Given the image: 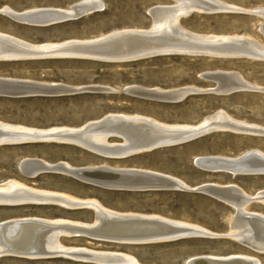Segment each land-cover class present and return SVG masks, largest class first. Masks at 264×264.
<instances>
[{
	"label": "rangeland",
	"instance_id": "374dc122",
	"mask_svg": "<svg viewBox=\"0 0 264 264\" xmlns=\"http://www.w3.org/2000/svg\"><path fill=\"white\" fill-rule=\"evenodd\" d=\"M83 1L85 0H0V9L9 7L17 13L35 9L68 10ZM93 1L104 2V9L96 10L80 19L47 27L22 24L0 13V33L33 45L58 44L73 39L95 40L114 31L150 29L154 24L149 13L151 9L177 5L173 0ZM220 1L246 10L264 8V0ZM181 25L184 29L200 35L247 36L264 45L262 33L264 20L248 13L194 12L182 19ZM222 72L241 75L248 84L264 87V61L249 58L225 59L176 53L123 63L72 59L64 56L1 60L2 79L66 84L77 88L102 86L114 89L117 93L0 97V122L39 130L58 127L80 128L107 115L124 114L139 115L172 126H196L206 117L223 111L235 120L264 126V93L236 90L232 94L224 95L222 93L232 91L221 90L217 83L221 78L218 75L223 74ZM128 87L163 91L189 88L193 92L183 100L170 103L127 94L124 89ZM109 142L122 144L123 139L111 137ZM254 150L264 153L263 136L229 131L215 132L189 143L157 148L123 159L107 158L80 146L55 142L6 144L0 146V186L15 180L41 191L64 194L82 200H98L105 208L115 212L159 216L225 235L230 230V219L235 216L236 211L228 204L208 195L183 190H111L62 173L44 172L35 178H27L22 174L20 166L23 161L31 159L50 165L67 163L74 168L107 165L117 169L147 170L183 181L191 188L205 184L236 185L249 196H254L259 191H264V175L235 177L225 172L205 171L197 165L199 158L216 156L239 158ZM246 210L264 214V205L251 204ZM19 218L65 219L91 224L94 222L95 214L90 209L69 210L54 205H0V223ZM60 242L68 248H88L126 254L140 264H187L192 258L205 255L228 257L242 254L255 257L264 264V254L253 252L229 238L193 236L173 242L127 245L64 236ZM0 264L92 263L57 256L45 259L0 257Z\"/></svg>",
	"mask_w": 264,
	"mask_h": 264
},
{
	"label": "bare ground",
	"instance_id": "6f19581e",
	"mask_svg": "<svg viewBox=\"0 0 264 264\" xmlns=\"http://www.w3.org/2000/svg\"><path fill=\"white\" fill-rule=\"evenodd\" d=\"M173 1L177 3V5L171 7L158 6L149 11L154 22L150 29L119 30L101 36L95 40L76 41L73 39L72 41L58 44L33 45L20 39L13 38L10 35L8 36L0 33V61L62 56L75 59V57L79 55L85 57H99L107 60H103V62L116 59L125 60L126 58L129 59L128 61H132L130 59H135L139 56L145 58L153 55H169L176 53L198 56L206 55L225 59L249 58L251 60L264 61V45L252 37L200 35L184 29L181 25L182 19L189 17L194 12L248 13L261 17L264 20V8L246 10L228 5L220 0ZM101 9H104V2L85 0L73 5V7H70L67 11L60 10V14L64 15L61 21L64 19L75 20L79 15L88 12L92 13ZM56 11L59 10L56 9ZM0 13L18 20L23 19L25 22L30 21V18H27V16H29L28 14L21 15V13L19 15L9 7L0 9ZM37 14L42 16H39V19L37 18L38 22L36 23L45 22L46 18L43 17V14L46 13L40 11ZM262 33L264 34V27L262 28ZM14 56L19 58H14ZM87 59L96 61V59L93 58ZM117 63L123 62L120 61ZM218 76L221 77L217 80V83L221 86V90H247L264 93V87L261 88L248 84L241 75L223 73ZM2 80H7L10 83L25 82L33 86L37 93H55V96L71 94L77 91L82 92L86 89L89 90L93 88L95 90L102 89L106 93H109L108 91H114V89L102 86L77 88L67 86L66 84L39 83L12 79ZM191 92H193V90H189V88L163 91L161 89L128 87L129 94L170 103L183 100ZM12 125L0 122V141H2V143L14 144L34 142L36 139L40 138L39 136L44 134H52L53 136L65 135L66 137H72L73 141H76L78 146L89 150V152L91 151L96 155L98 154L103 157L116 159H123L127 158V156L130 157L144 152H151L157 148L171 146L177 141L186 139L188 137L187 135L200 130L202 131L204 128L233 130L235 131L234 133L238 134L264 137V126L251 125L235 120L223 111L206 117L201 124L196 126H172L160 123L151 118L124 114L107 115L99 120L88 122L80 128L58 127L39 130L19 127L20 125ZM111 137H120L123 139V143H110L109 140ZM61 140L67 139L53 137L51 141L48 142L56 141L60 143ZM229 163L236 164L232 168L226 167ZM197 165L205 171L225 172L235 176L238 171L248 173L247 171L255 168H264V153L254 150L239 158H225L223 156L199 158L197 160ZM212 169L214 170L212 171ZM223 169H230L233 173ZM20 170L27 178H35L41 173L49 172L70 175L82 181L93 182L97 180L100 183L104 181L109 182L110 179H113L111 174L121 176L122 178L120 179L123 180L122 182L130 185H148L152 183L156 184L158 181H165L163 179L152 178V175L158 174L148 172L147 170L117 169L107 165L100 167L74 168L67 163L50 165L43 161L31 159L23 161ZM175 180L179 182L180 187L188 189L189 191L205 186L210 193L207 195L234 208L236 212L235 216L230 219L229 232L225 235L215 234L194 224L177 222L159 216L119 213L105 208L98 200H82L64 194L41 191L27 187L18 181L11 180L0 186V205H54L69 210L90 209L94 212L95 219L91 224L68 221L65 219L47 220L40 218H19L18 220L2 222L0 223V230L11 223L19 224V229H15L10 233V236L6 235L4 237V243L0 242V255L10 252L16 255L15 257L23 259H45L60 256L62 258L92 264H140L135 258L126 254L112 253V251H97L88 248H68L64 247L60 240L64 236L68 238L85 237L98 242L141 245L146 242L159 241L160 238H157L158 234H156V231H158L157 229L161 226L166 228V235H169L168 237H171L174 231H184L187 235L190 234V236L205 238H226L221 236L228 235V237H230L229 239L240 245L246 248L247 246L253 247L263 252L256 253L264 254V214L252 213L246 210L247 206L251 204L264 205V191H259L256 195L249 196L236 185L221 186L216 184H205L197 188H191L183 183V181L181 182L178 179ZM143 234L147 235L144 236ZM187 264H261V262L255 257L242 254L228 257L205 255L194 259L192 258Z\"/></svg>",
	"mask_w": 264,
	"mask_h": 264
},
{
	"label": "water",
	"instance_id": "95a60500",
	"mask_svg": "<svg viewBox=\"0 0 264 264\" xmlns=\"http://www.w3.org/2000/svg\"><path fill=\"white\" fill-rule=\"evenodd\" d=\"M88 13H84L82 15H79L78 18H82L86 15H88ZM77 19V18H76ZM70 19H64L63 21H60V22H52V21H49V22H41V23H28V22H25V21H16V22H19V23H22V24H26V25H30V26H38V27H47V26H51V25H54V24H57V23H63V22H66V21H69ZM81 56V57H80ZM132 56V55H131ZM155 56H161V55H153V56H148V57H143V56H139L135 59H130L132 61H137V60H142V59H147V58H151V57H155ZM75 57V56H74ZM14 58H19V57H16L14 56ZM87 58H93V59H96V60H100V61H103L104 59L103 58H99V57H85V56H82V55H79L78 57H75V59H87ZM133 58V57H131ZM14 60H19V59H14ZM129 59H125V60H120V59H116V60H109L108 62H113V63H117V62H127ZM104 61H107V60H104ZM128 62H131V61H128ZM219 73H216V75H218ZM207 78V77H206ZM208 79V78H207ZM208 80L210 81H214L213 79L209 78ZM81 92V91H79ZM79 92H75V93H71L69 95H75V94H79ZM109 93H117V91H108ZM124 92L129 94L128 93V88L124 89ZM235 92V91H234ZM233 91L232 92H225V93H222L224 95H227V94H232L234 93ZM81 93H105L104 90L100 89V90H95L94 88L93 89H89V90H84L82 91ZM80 93V94H81ZM55 93H45V94H40V93H37L36 90L33 88V86H31L30 84H27L25 82H15V83H10L8 82L7 80H2V78H0V97H7V98H25V97H34V96H49V97H52V96H55L54 95ZM222 131H229V132H235L233 130H226V129H202V131H197L195 133H191L189 135H187L188 137L184 140H181V141H177L175 142L174 144H172L171 146H176V145H181V144H185V143H189L193 140H196V139H199L201 137H204L206 135H209V134H212V133H215V132H222ZM40 138L36 139V141L34 142H48V141H51V139L53 137H59V138H65L67 140H61L60 144H65V145H73V146H78L76 141L74 142L73 141V138L68 136L66 137L65 135H57V136H53L52 134H44V135H41L39 136ZM72 138V139H71ZM55 143H57L56 141H53ZM0 146H3L4 144H9V143H2V141H0ZM28 143H32V142H28ZM128 157V156H127ZM236 163H229L227 164L228 166L226 167H229V168H232ZM214 169H212L213 171ZM217 170V169H215ZM221 170V169H219ZM223 170H229L228 172L230 173H233L230 169H223ZM215 172V171H214ZM248 173H244L243 171H238L235 176L237 175H240V174H251V175H254V174H264V168L262 169H252V170H249L247 171ZM111 177L113 179H110V181H104L103 183H100L98 182L97 180H94L93 182L92 181H85L83 180V182H87L89 184H92V185H95V186H99V187H102V188H106V189H111V190H127V191H164V190H185L186 192H196V193H202V194H210L208 192V189H206L207 187H200L196 190H188V189H184L182 187L179 186V182L173 178H169V177H162L161 175H152L151 177L152 178H158V179H163L165 180L164 182L163 181H158V183H152V184H148V185H143V184H137V185H130L128 183H125V182H122L123 180L120 179L122 178L121 176H118V175H112L111 174ZM116 177V178H115ZM119 178V179H118ZM134 178V177H133ZM207 190V191H206ZM209 196V195H208ZM15 229H19V224H7V226H5L2 230H0V235H1V243H4V237L7 235V236H10ZM158 231H156V234H158L157 238H160L159 241H152V242H146V243H143V244H153V243H165V242H173V241H178V240H182V239H187V238H191L193 237L192 235L190 236V234H186V232H181V231H174V234H172L171 237H168L169 235H166V228L161 226L157 229ZM180 232V233H179ZM152 233V232H151ZM148 234V233H147ZM147 234H143L144 236H146ZM221 237H226V238H230L228 237V235L226 236H221ZM120 242V241H119ZM247 248L251 249L253 252H260V253H263L262 251H259L255 248H251V247H248ZM16 255H13L12 253H5L3 255H0V257H15Z\"/></svg>",
	"mask_w": 264,
	"mask_h": 264
},
{
	"label": "crops",
	"instance_id": "0c3cea01",
	"mask_svg": "<svg viewBox=\"0 0 264 264\" xmlns=\"http://www.w3.org/2000/svg\"><path fill=\"white\" fill-rule=\"evenodd\" d=\"M73 7V6H72ZM5 8V7H4ZM70 9V8H69ZM58 10V9H57ZM13 11V10H12ZM43 12V13H46V14H43V17H45L46 19H45V22H48V21H52V22H59V21H61L63 18H64V15L63 14H60L61 13V11H67V10H59V11H56V9H45V10H40V9H35V10H31V11H25V12H22V14L21 13H17V12H15V13H17V14H21V15H23V14H28L29 16H27V18H30V21H27V22H31V23H36V22H38L37 20L39 19V16H42V15H39V14H37V13H39V12ZM52 11V12H51ZM51 13V14H50ZM59 14V15H58ZM50 17H49V16ZM52 15V16H51ZM61 15V16H60ZM8 16V15H7ZM54 16H56V17H54ZM10 18H12L11 16H9ZM60 17H62V18H60ZM34 18H35V20H34ZM38 18V19H37ZM12 19H14L15 21H23V19L22 20H18V19H16V18H12ZM54 19H56V20H54ZM34 20V21H33ZM48 20V21H47ZM25 42V41H24ZM28 43V42H27ZM22 81V80H21Z\"/></svg>",
	"mask_w": 264,
	"mask_h": 264
}]
</instances>
